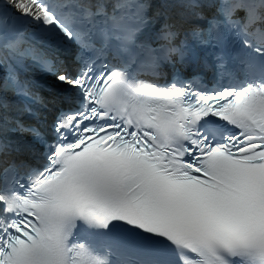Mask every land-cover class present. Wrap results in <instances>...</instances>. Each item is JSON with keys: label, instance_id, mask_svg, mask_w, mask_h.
Returning a JSON list of instances; mask_svg holds the SVG:
<instances>
[{"label": "snow or ice", "instance_id": "1", "mask_svg": "<svg viewBox=\"0 0 264 264\" xmlns=\"http://www.w3.org/2000/svg\"><path fill=\"white\" fill-rule=\"evenodd\" d=\"M0 264H264V0H0Z\"/></svg>", "mask_w": 264, "mask_h": 264}]
</instances>
